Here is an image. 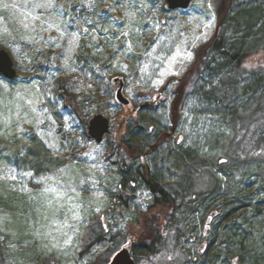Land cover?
<instances>
[{
    "label": "rangeland",
    "instance_id": "374dc122",
    "mask_svg": "<svg viewBox=\"0 0 264 264\" xmlns=\"http://www.w3.org/2000/svg\"><path fill=\"white\" fill-rule=\"evenodd\" d=\"M166 1L51 0L37 7L48 0H0V49L17 72L12 81L0 77L5 264H94L129 243L145 264L138 235L151 228L142 214L156 199L140 178L125 183L120 162L134 151L115 152L122 142L141 149L130 177L140 169L166 184L187 176L191 160L202 169L188 177L199 212L180 241L184 256L161 247L155 264H264V155L240 160L235 153L264 138V0H193L185 10H169ZM217 36L232 56L239 52L240 67L220 52L207 62ZM199 63L213 72L194 83ZM117 77L130 106L116 101ZM188 80L186 96L180 86ZM63 86L87 126L65 105ZM144 103L153 107L134 113ZM97 114L111 122L100 144L87 135ZM211 204L230 214L212 237L226 250H199ZM91 233L103 239L87 248Z\"/></svg>",
    "mask_w": 264,
    "mask_h": 264
},
{
    "label": "trees",
    "instance_id": "16d2710c",
    "mask_svg": "<svg viewBox=\"0 0 264 264\" xmlns=\"http://www.w3.org/2000/svg\"><path fill=\"white\" fill-rule=\"evenodd\" d=\"M253 11H249V12H247V14L250 12H253ZM256 17H255V19H256ZM217 38H218V36L216 37L215 44L213 45V49L211 50L210 53H207L205 56L208 59L207 62H210L211 59L214 57L212 55V53L220 52V54L223 57L227 58L226 62H233L235 60V61H238L235 63L236 65H238V63H241L242 58L238 57V56H240L238 54L239 52L232 56V53L228 52V48L226 47L225 43L222 42L221 38L220 39L218 38V40H217ZM245 54H247V53H245ZM230 57L232 59H230ZM240 66L241 65L239 64L237 67H240ZM210 70L212 71L213 68L208 63L197 64L196 67H194V71L192 73L194 81H195L194 83H197L199 78H202L203 74L206 71H210ZM114 79L112 80L113 85H115ZM189 83H192V82H190L188 80V81H185V83H182L180 86V87H183L182 93L185 92L186 96L189 93L187 90L188 85L191 86ZM195 86H196V84H194V87ZM222 87H223L222 88L223 90L221 89V91H223V92L228 91L227 84L226 85L223 84ZM62 98L64 99L65 105L66 106L69 105L70 107H72L74 109L75 114L82 121L84 126H87L86 121L80 117L79 112H81L82 106L76 100V98H73V96L70 94V92L66 89L65 86H63ZM152 107H153V105L151 104L148 107H143L142 109H148V108H152ZM261 117H263L262 120H261ZM261 117H260L261 122H264V115ZM173 119H174V116H173ZM173 119H171L172 124H173ZM258 122H259V120L256 119V121H254L253 123H258ZM174 123H175V127H176L178 124L176 114H175ZM124 150H133L134 152H133V154H129L131 157L130 156L128 157L127 154H124L126 157L125 158L124 156H122V153H121ZM249 150H250V152H249ZM115 152H117L118 154H120L122 156V162H120V169L122 172L127 174L126 177H128V179L125 180V183H127L128 181H131V183H133L132 182L133 179L137 180L138 178H140L141 181L144 184H146V187L150 191L151 195L154 196L156 199V202L152 207V211L147 213V214H142V216L146 217V219L144 218L145 221L146 222L148 221L152 224V226L149 230H147L145 232H141L140 235H138V237H139L138 241L140 240V242L142 243L141 245H144L142 253L146 254L147 256H150V255L152 256V255H155L156 252L160 251V248L154 249L155 245L158 244V245H160V247L169 248L172 244H174L173 246L175 247V249H177V251H180L181 255L183 257L184 256V254H183L184 249L182 248V245H180V241L182 242V240L184 238H188V235L191 234V233L189 234L190 226L188 225V220H189L190 216L194 213L193 203L190 200L191 197L189 195L190 188L185 187L184 185H186V181L189 182L190 178H188V177L190 176V174H192V171L196 170V169L199 170V168H195L198 160L194 159V160H191V162L187 163L186 167L188 170H187L186 174H188V175L186 177L182 178L183 182L180 185L182 187H180V186L177 187V186H175L174 182L173 183L169 182L166 184H159L153 178L149 177L146 174V172L141 171L140 169L136 170V173L134 174V176H132V175H131V177L129 176V174H131L132 172L134 173V171H135V165H136V161H137L136 159L139 157V155L141 153V149L139 146H129L128 144L122 142L121 145H119L117 148H115ZM263 152H264V138L260 139L259 142L256 138V141L254 142V144L248 143V145L243 147L242 150L237 147V149L235 151L238 159H240V160L258 159L264 155ZM251 153H253V157H251V158H244L241 156V154H244L246 156V155L251 154ZM187 156L189 157L188 154H187ZM127 158L129 160H127ZM201 170L202 169H200L199 171H201ZM130 178H131V180H129ZM119 198H121L122 200H125V197L122 193L120 194ZM151 217H153V218H151ZM149 218H151V219H149ZM95 239H96V242H98L99 240H102L103 237H100V236L95 237V234L91 233L90 237L88 238L87 248L92 247V244L95 242ZM168 244H170V245H168ZM120 246L111 251L112 252L110 254L111 257L108 256L106 258H103L101 261L94 262V264H109L111 258L123 246H126V244L122 245L121 247ZM169 249L175 250V249H173V247L172 248L170 247ZM4 253H5L4 249L2 248V246L0 244V264H5ZM173 262H175V261L173 260L171 263H173Z\"/></svg>",
    "mask_w": 264,
    "mask_h": 264
},
{
    "label": "water",
    "instance_id": "95a60500",
    "mask_svg": "<svg viewBox=\"0 0 264 264\" xmlns=\"http://www.w3.org/2000/svg\"><path fill=\"white\" fill-rule=\"evenodd\" d=\"M193 0H167V6L169 10H185L188 9ZM0 76H3L9 81L15 80L17 76L16 69L14 68L13 60L10 55L3 49H0ZM114 83L118 85V89L115 94L116 101L123 105L129 106L130 100L125 96V82L122 77L114 79ZM144 103L137 112L143 107H146ZM111 122L108 117L103 114H97L88 121V137L94 140L96 143H102L105 137L110 133ZM144 156H142V160ZM110 264H135L131 251L128 247L120 250L110 261Z\"/></svg>",
    "mask_w": 264,
    "mask_h": 264
},
{
    "label": "flooded vegetation",
    "instance_id": "af4514ba",
    "mask_svg": "<svg viewBox=\"0 0 264 264\" xmlns=\"http://www.w3.org/2000/svg\"><path fill=\"white\" fill-rule=\"evenodd\" d=\"M257 92H258V90H257ZM147 105H146V107H148L149 105H151V104H148V103H146ZM130 105H132V104H130ZM129 105V106H130ZM258 110V112H260V110H259V108L257 109ZM137 112V110H134V113H136ZM184 112H185V108H183V107H181V108H179L178 109V127L177 128H179V130H180V128L182 127V125H183V121H182V119H183V116H184ZM181 158V157H180ZM183 159V158H182ZM192 159H193V157H192ZM197 160V159H196ZM184 162V159L183 160H181L180 161V164H182ZM191 162V161H190ZM184 170H185V172H187V167L185 166V168H184ZM186 177V176H185ZM190 177H192V174H190ZM181 178H182V176H181ZM180 178V179H181ZM183 181H182V179L181 180H178V181H176V182H174L175 183V186H177V187H179L180 185H181V183H182ZM188 181H186V185H184L185 187H190L191 185H188V183L189 182H191L190 180H189V182L187 183ZM180 187H182V186H180ZM206 191H208V190H206ZM205 191V192H206ZM206 193H208V192H206ZM205 193V194H206ZM197 194H199V193H197ZM204 194V193H203ZM127 195V194H126ZM194 195H196V194H194ZM191 198H190V200L192 201V203H197L198 201L196 200V199H194L193 198V195L192 196H190ZM207 201L208 200H206V202L205 203H207ZM208 204V203H207ZM212 205V204H211ZM207 206V216H206V219H205V222H204V227H203V234H202V239H203V242H202V244L200 245V248H199V250H201V251H217V250H226L227 248H226V244H222V245H220V244H218V242L217 241H215V240H212V237H214V233H213V231L216 229V226L217 225H219V219L221 218L222 219V221H221V224L222 225H224L226 222H228V219H229V212H227L225 215H224V209H223V211H221V209H220V207H215L214 205H212V206ZM220 206H223V203L222 204H219ZM193 208H194V213L195 214H198V212H199V207L198 208H196L194 205H193ZM244 208V207H243ZM198 211V212H197ZM193 213V214H194ZM132 243H129V244H127L126 246H123L121 249H123L124 247H128L129 249H130V251H131V253H132V257H133V259H134V261H135V264H141L140 262H139V260L135 257V254H134V250H133V247H132ZM174 244H172L171 246L172 247H174L173 246ZM141 247L142 248H144V245H141ZM155 247H157V248H161L160 247V245H155ZM171 247V248H172ZM120 249V250H121ZM119 250V251H120ZM156 255V254H155ZM154 255V256H155ZM154 256L152 255H150V256H147V260L145 261V264H155L154 263ZM223 263L225 262V261H222ZM227 263H230V264H240V262L238 261V259H232L231 260V262H229L228 260L226 261ZM217 263L219 264V261H217Z\"/></svg>",
    "mask_w": 264,
    "mask_h": 264
},
{
    "label": "snow or ice",
    "instance_id": "6c2138e0",
    "mask_svg": "<svg viewBox=\"0 0 264 264\" xmlns=\"http://www.w3.org/2000/svg\"><path fill=\"white\" fill-rule=\"evenodd\" d=\"M51 6H52L51 0H48L47 4L41 3V4L37 5V7H51ZM205 27H208V25H205ZM197 39H199V37ZM46 191H52V192L56 193L58 199H63V195L61 193L56 192L55 189L48 188V189H46ZM72 191H75V189H72ZM0 219H2V218H0Z\"/></svg>",
    "mask_w": 264,
    "mask_h": 264
}]
</instances>
